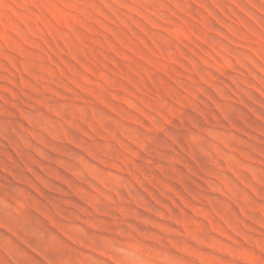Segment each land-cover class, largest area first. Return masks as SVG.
<instances>
[{
    "label": "rangeland",
    "instance_id": "rangeland-1",
    "mask_svg": "<svg viewBox=\"0 0 264 264\" xmlns=\"http://www.w3.org/2000/svg\"><path fill=\"white\" fill-rule=\"evenodd\" d=\"M0 183V264H264V0H0Z\"/></svg>",
    "mask_w": 264,
    "mask_h": 264
},
{
    "label": "bare ground",
    "instance_id": "bare-ground-1",
    "mask_svg": "<svg viewBox=\"0 0 264 264\" xmlns=\"http://www.w3.org/2000/svg\"><path fill=\"white\" fill-rule=\"evenodd\" d=\"M3 168H4V167H3ZM4 169H5V168H4ZM5 170H6V169H5ZM8 172H10V171L8 170ZM8 172H7V170H6V173H7V174H8ZM0 184H1V183H0ZM2 188H4V187H2ZM2 188H1V189H2ZM6 190H7V189H6ZM2 191H4V190H2ZM6 192H7V191H6ZM6 192H5V193H6ZM8 192H9V191H8ZM2 193H4V192H2ZM9 193H10V192H9ZM10 194H11V193H10ZM10 194H9V195H10ZM6 196H7V195H6ZM8 197H9V196H8ZM10 197H11V196H10ZM6 227H7V226H6Z\"/></svg>",
    "mask_w": 264,
    "mask_h": 264
}]
</instances>
